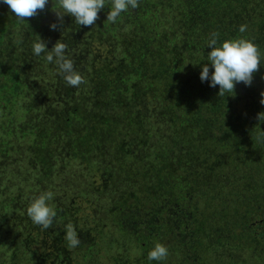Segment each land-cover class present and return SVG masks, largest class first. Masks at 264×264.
<instances>
[{
  "label": "trees",
  "instance_id": "16d2710c",
  "mask_svg": "<svg viewBox=\"0 0 264 264\" xmlns=\"http://www.w3.org/2000/svg\"><path fill=\"white\" fill-rule=\"evenodd\" d=\"M57 8L20 21L0 0V264H264V0H139L115 24L109 3L51 30ZM213 32L261 53L234 96L199 78ZM38 36L87 83L34 55ZM45 191L48 230L26 213Z\"/></svg>",
  "mask_w": 264,
  "mask_h": 264
},
{
  "label": "clouds",
  "instance_id": "9594fccd",
  "mask_svg": "<svg viewBox=\"0 0 264 264\" xmlns=\"http://www.w3.org/2000/svg\"><path fill=\"white\" fill-rule=\"evenodd\" d=\"M9 10L14 13L20 21H26L45 10L49 0H3ZM58 8L52 10L56 16V22L49 25L51 30H60L64 24L65 15L73 17L74 22L79 26L92 27L99 19L102 9L111 4L107 12L106 21L115 24L123 12L139 7V0H56ZM247 25L239 26L238 31L244 33ZM39 37V36H38ZM219 33L213 32L207 40V60L201 67L199 78L201 82L208 81L210 87L219 86L218 96L225 97L235 95V86L243 83L251 86L254 74L261 67V53L258 46L251 40L238 38L224 40L219 46ZM47 41L39 39L33 44L32 51L36 56L44 54L48 63L57 66L58 74L63 77L66 84L71 87H79L86 84L84 77L76 71L74 61L66 55L68 46L61 40H57L49 50L46 47ZM211 65L212 71L209 70ZM261 104H264V93L261 94ZM257 120L264 122V112L257 114ZM264 137V130L260 129L258 139ZM54 197L52 191H45L35 197L26 209L27 216L32 223L40 226L44 230L52 227L56 210L48 203ZM65 240L69 248H76L81 241L74 225L66 226ZM169 255L168 248L160 243L155 244L149 251L150 261H164Z\"/></svg>",
  "mask_w": 264,
  "mask_h": 264
}]
</instances>
